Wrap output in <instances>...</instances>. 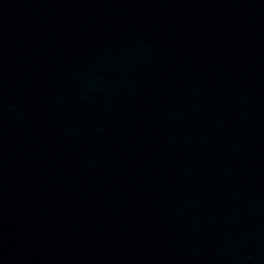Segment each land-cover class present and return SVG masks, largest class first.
<instances>
[{
  "label": "water",
  "instance_id": "95a60500",
  "mask_svg": "<svg viewBox=\"0 0 264 264\" xmlns=\"http://www.w3.org/2000/svg\"><path fill=\"white\" fill-rule=\"evenodd\" d=\"M0 264H264V0H37Z\"/></svg>",
  "mask_w": 264,
  "mask_h": 264
}]
</instances>
